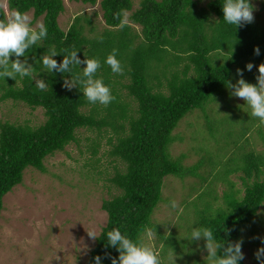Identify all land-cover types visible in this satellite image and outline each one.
<instances>
[{
    "label": "trees",
    "instance_id": "trees-1",
    "mask_svg": "<svg viewBox=\"0 0 264 264\" xmlns=\"http://www.w3.org/2000/svg\"><path fill=\"white\" fill-rule=\"evenodd\" d=\"M69 1L90 6L97 3V0ZM203 1L141 0L133 11L132 0H101L102 30L94 31L87 17L77 16L63 31L58 24L64 11L62 0H7L9 11H32L33 22L42 18L48 32L44 40L25 53L33 65V76L22 79L17 76L16 81L0 78V103L8 100L23 103L32 110L42 109L45 116L38 127L0 122V216L3 197L21 184L27 168L44 173V160L76 142L79 130L97 133L98 137L110 130L113 137L108 139V156L121 162L123 170L109 181L119 194L102 202L107 221L86 264H94L96 256L101 257V264H111L112 257L118 258L117 249L107 246L106 235L114 228L133 242L143 236L146 228L151 229L156 242L163 243L162 253L176 247L175 236L165 237L152 223L155 209L163 199V180L167 176L182 181L187 177L198 179L200 188L192 186L201 202L195 211L200 217L196 215L194 226L210 229L214 242L222 246L241 241V231L264 203L261 180L264 163L257 162V155L248 153L229 170L225 166L229 157L222 162L223 173L218 177L211 172L198 174L201 161L185 167L184 155L173 158L170 154L178 123L226 87L234 66L244 60L253 65L264 63V26L255 21L240 27L230 25L223 20V0H207L201 6ZM254 1L258 0H250L252 6ZM261 6L264 9V1ZM127 12L131 13L130 24L120 27ZM117 13H121L120 19L116 18ZM3 18L0 8V19ZM87 31L93 34L88 36ZM257 46L258 56L254 54ZM52 49L60 53L53 57L58 63H62L65 50L77 51L81 60L86 55L100 61L95 78L102 79L115 99L107 106L92 104L79 88L65 89L64 80L70 74L55 70L49 73L39 61ZM114 49L123 75L114 74L105 63ZM220 52L226 53V63L215 66L212 62L219 59L215 53ZM70 67L72 75H82L86 65ZM36 79L45 81L46 90L36 87ZM121 89L127 91L129 100L122 97ZM94 145L96 153L99 144ZM238 172L243 174L242 197H238L240 191L234 190L228 179ZM217 181L229 187L222 195L223 203L213 208ZM222 254V248H218L217 255ZM239 264H244V259Z\"/></svg>",
    "mask_w": 264,
    "mask_h": 264
},
{
    "label": "rangeland",
    "instance_id": "rangeland-1",
    "mask_svg": "<svg viewBox=\"0 0 264 264\" xmlns=\"http://www.w3.org/2000/svg\"><path fill=\"white\" fill-rule=\"evenodd\" d=\"M62 1L64 11L58 17V24L63 31L69 28L77 16L87 17L91 22L89 27L94 31L104 28L99 7L101 0H97L95 6ZM132 1L134 11L141 0ZM263 1L253 2V16L255 22L264 26V9L261 6ZM206 2L204 0L200 5L205 6ZM0 4L7 6V0H0ZM28 14L32 17V26L42 22V18L33 22L32 11ZM130 14L127 12L124 15L128 24ZM131 26L140 30L137 25ZM92 34L87 31L86 35ZM215 54L219 59L212 64L224 65L226 53ZM247 64L248 61L244 60L234 66L230 82L235 84L241 78L237 75V69H241L246 82L258 83L256 76L259 75L258 67L261 62L254 64L251 71L247 70ZM120 93L127 99L126 90L121 89ZM250 111L244 100L230 96L227 87L221 88L210 101L188 113L178 123L173 133L175 141L170 154L173 158L184 155L182 163L185 167L198 165L201 161L198 174L206 175L211 172L218 177L223 173L222 162L229 157V162H225L229 170L248 153L257 155V162L264 163V125H260L257 118L251 117ZM44 121L42 109L32 110L23 103L11 100L0 103V122L38 127ZM76 134V142L44 160V173L27 168L21 184L3 197L0 264L88 262L95 241L88 237L86 229H94L98 236L105 226L107 215L101 205L104 200L119 194L109 179L117 171L123 170V165L108 156V139L113 137L110 130L100 137L87 130H79ZM94 142L99 144V147L96 146V153L93 150ZM228 179L234 185V190L240 191L238 197H242V172L229 175ZM261 180L264 181V175ZM194 185L200 188L198 179L194 177H187L182 181L167 176L163 180V199L155 209L152 223L159 227L165 237L174 235L176 247L162 253L163 243L156 242L155 233L150 241L145 237V243L159 253L162 264H209L206 241L191 240L192 231L198 229L194 224L196 215H200L195 211L201 203L194 193ZM214 185L217 201L213 208L223 203L222 195L229 187L221 181L214 182ZM172 201L177 202L176 208L172 207ZM185 203H188L187 207ZM257 237L264 238V203L240 234L244 264H260L255 253L264 247V242ZM254 241L257 242L252 244Z\"/></svg>",
    "mask_w": 264,
    "mask_h": 264
},
{
    "label": "clouds",
    "instance_id": "clouds-1",
    "mask_svg": "<svg viewBox=\"0 0 264 264\" xmlns=\"http://www.w3.org/2000/svg\"><path fill=\"white\" fill-rule=\"evenodd\" d=\"M3 9V19H0V78H12L16 81L17 76L21 79L33 76V65L28 62L25 53L38 42L47 37V28L43 22H37L32 26V17L27 12L17 10L9 11L6 4H0ZM223 20L236 27L243 26L254 21L253 6L250 0H223L222 4ZM121 13L116 14L120 19ZM127 19H122L120 27L125 26ZM63 55L62 63H58L53 57L60 55L55 49L50 53L44 54L39 58L43 68L49 72L58 71L59 73H69L70 78L64 80V88L71 91L79 88L83 96L92 104L109 105L115 97L102 79L95 78L98 69L101 67L100 61L88 58L81 60L78 52L72 50ZM255 55H260V49L257 46L254 49ZM15 59H11L12 57ZM21 57H24L22 60ZM105 63L110 66L114 74L123 75V67L117 59V52L114 49L110 53ZM85 64L82 69V75H72L70 65L80 66ZM254 65L248 63V71L253 69ZM259 75L256 76L257 84L246 82L243 78V70L237 69V75L241 78L233 84L228 81L226 87L230 90V96L238 97L246 102L250 108V116L259 120L260 125H264V63L258 67ZM36 87L43 91L47 85L43 79L35 80ZM259 126V125H258ZM18 186V185H17ZM177 202L172 201V207L176 208ZM87 235L93 241L97 240V232L94 229H86ZM108 245L116 248L119 256L111 258V264H162L159 253L154 250L150 244L145 243V237L150 241L153 238L151 229H145L143 236L136 242H133L127 236L123 235L118 228H114L107 233ZM262 239L264 238L257 237ZM192 241H206L205 248L208 252L209 264H239V261L245 258L242 252V241L227 242L225 245H219L214 242L213 233L208 228L194 229L191 233ZM106 246V247H107ZM222 248V255H217V249ZM107 255V254H106ZM255 257L260 264H264V247L259 248ZM57 260L59 257L57 256ZM94 264H101V257L94 258Z\"/></svg>",
    "mask_w": 264,
    "mask_h": 264
}]
</instances>
